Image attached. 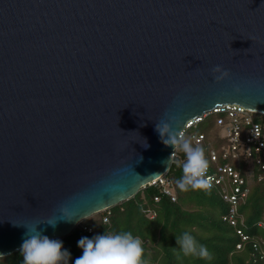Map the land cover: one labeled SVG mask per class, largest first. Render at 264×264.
Returning a JSON list of instances; mask_svg holds the SVG:
<instances>
[{"label": "water", "instance_id": "1", "mask_svg": "<svg viewBox=\"0 0 264 264\" xmlns=\"http://www.w3.org/2000/svg\"><path fill=\"white\" fill-rule=\"evenodd\" d=\"M225 104L264 115V0H0V254L134 197L172 163L156 123Z\"/></svg>", "mask_w": 264, "mask_h": 264}, {"label": "trees", "instance_id": "2", "mask_svg": "<svg viewBox=\"0 0 264 264\" xmlns=\"http://www.w3.org/2000/svg\"><path fill=\"white\" fill-rule=\"evenodd\" d=\"M264 122V115H256ZM203 134L204 149L221 144L215 118L208 116L195 127L185 130V138ZM186 157L178 150L166 177L172 184L175 201L161 192L160 186H146L131 199L92 215L79 222L67 236L60 238L64 249L70 252L68 264L82 255L77 246L82 237L93 238L104 233L130 232L143 241L146 264H264V180L252 161L231 160L232 167L246 181L248 194L236 205V223L231 225L223 217L230 204L222 199L221 187L208 190H180L175 181L183 175ZM158 198V201H155ZM106 219L107 221H104ZM184 232L212 253V260L184 255L176 238ZM242 233L246 239L242 240ZM239 245V248L237 247ZM0 264H23L22 254L14 253L0 258Z\"/></svg>", "mask_w": 264, "mask_h": 264}, {"label": "clouds", "instance_id": "3", "mask_svg": "<svg viewBox=\"0 0 264 264\" xmlns=\"http://www.w3.org/2000/svg\"><path fill=\"white\" fill-rule=\"evenodd\" d=\"M214 81L224 80L229 77L228 70L222 66H214L211 69ZM239 93L240 89H234ZM180 126L178 117L169 116L156 123L155 131L166 146L179 148L185 154L182 164L183 175L175 181L176 186L182 191L208 190L211 182L207 172L210 162L205 155V149L200 145H194L192 140L176 129ZM144 147L149 145L145 142ZM76 214L61 206L57 217H50L45 221H38L35 226L26 228L25 238L20 246L23 264H68L70 252L63 247L59 239H50L38 229L40 224L56 227L58 220L71 222ZM177 245L184 255L195 256L204 260H212V253L205 245L200 244L189 232H184L176 238ZM77 246L82 249V255L74 264H146L144 261L143 241L134 237L130 232L104 233L93 238L82 237ZM3 257V254H0Z\"/></svg>", "mask_w": 264, "mask_h": 264}, {"label": "built area", "instance_id": "4", "mask_svg": "<svg viewBox=\"0 0 264 264\" xmlns=\"http://www.w3.org/2000/svg\"><path fill=\"white\" fill-rule=\"evenodd\" d=\"M256 115L261 114L237 104L216 106L201 117L189 121L181 132L184 135L185 130L195 127L208 116L215 118L218 140L221 144L218 148L209 146L205 149V155L210 162L207 176L211 178V187L220 186L222 199L230 204L228 214L223 217V220L231 225L236 223L238 201H243L249 191L245 179L232 167L230 161L243 160L247 163L252 161L259 173L258 179L264 180V122L257 121ZM190 139L194 145H201L204 135L192 134ZM178 150L179 148L174 150L172 160L177 157ZM147 186H160L161 192L170 197L171 201H175V193L166 174ZM155 201H158V198H155ZM104 221L107 220L104 219ZM238 234L242 236V233L238 232ZM245 239L246 237L242 236V240ZM237 247L239 248V245Z\"/></svg>", "mask_w": 264, "mask_h": 264}]
</instances>
